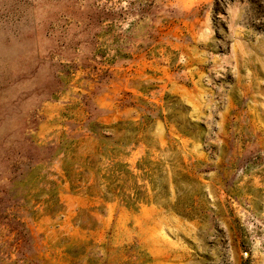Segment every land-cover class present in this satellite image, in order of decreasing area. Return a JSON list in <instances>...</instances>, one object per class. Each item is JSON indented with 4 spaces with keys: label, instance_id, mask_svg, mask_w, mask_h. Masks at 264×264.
Segmentation results:
<instances>
[{
    "label": "rangeland",
    "instance_id": "obj_1",
    "mask_svg": "<svg viewBox=\"0 0 264 264\" xmlns=\"http://www.w3.org/2000/svg\"><path fill=\"white\" fill-rule=\"evenodd\" d=\"M0 264H264V0H0Z\"/></svg>",
    "mask_w": 264,
    "mask_h": 264
}]
</instances>
